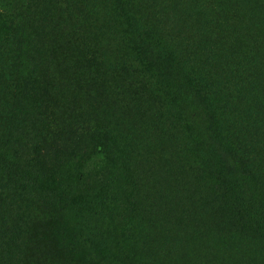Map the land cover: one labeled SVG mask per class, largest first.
Segmentation results:
<instances>
[{"label": "rangeland", "instance_id": "374dc122", "mask_svg": "<svg viewBox=\"0 0 264 264\" xmlns=\"http://www.w3.org/2000/svg\"><path fill=\"white\" fill-rule=\"evenodd\" d=\"M207 1L81 0L85 22L58 24L88 27L95 53L82 57L22 51L25 21L67 0H0V264H264L259 241L219 222L211 165L194 151L203 119L173 115V71L200 53L243 70L227 89L236 119L259 125L261 156L248 157L264 174V0H210L213 14ZM243 38L257 49L244 54ZM222 105L215 121H235Z\"/></svg>", "mask_w": 264, "mask_h": 264}, {"label": "trees", "instance_id": "16d2710c", "mask_svg": "<svg viewBox=\"0 0 264 264\" xmlns=\"http://www.w3.org/2000/svg\"><path fill=\"white\" fill-rule=\"evenodd\" d=\"M41 1L39 0V2ZM67 1V7L59 15L52 14V16L48 15L46 18L40 17L35 20L26 18L23 29L28 30V32L23 40L22 51L36 53L37 55L55 52V54L65 53L66 55L82 57L95 53L93 43L89 39L88 27L79 24L77 26L72 25L68 29V25H64V28H61L60 24H58L63 15L64 19L85 22V3L81 2V0ZM204 4L208 5L207 9L211 14L215 10L217 12L220 10L216 2L212 3L209 0L204 2ZM117 9H119L118 13L126 14L122 11L121 6H118ZM132 15L133 13H129L128 16L124 17L125 23L132 21ZM51 22L55 24V27L51 25ZM43 30H46L48 35L51 33V38L45 42H37L36 38H46V35L41 38L36 36L38 32ZM140 41L142 43L143 40ZM196 42L198 43L195 49L199 50L200 53L203 51L201 47L202 39L198 38ZM240 44H242V52L244 54H249L254 52V49H257L256 45L253 46L245 41L244 38L241 39ZM136 51L145 52L144 49H136ZM159 55V53L156 54V56ZM201 56L200 53L197 58L192 59L189 69L185 68L183 71L176 69L173 71V76L170 79L174 92L172 96L173 115L175 118L180 119V116L185 113L188 119L192 117L203 119L202 132L205 136V149L202 152L200 147L196 145L194 151L200 158L201 155H205L206 157H203L205 158V163L207 162L211 165L205 175L217 184L215 201L222 206L216 205L220 216L219 222L227 228L229 226L244 235L254 237L264 246V174L263 172L260 173L258 169L250 167L248 157L250 154L260 155L256 150L260 138L257 137L259 141L255 138L258 134L256 127L259 125L256 126L257 123L254 121H250L253 122V125L252 123L246 124L244 120L236 119L237 114H235L233 96L227 89L226 82L230 74L235 72L237 76L243 70L238 71L222 66L223 72H219L213 60L208 61L203 57V60H201ZM240 68L239 66L238 69ZM220 100L224 102V105L221 106V115H227L229 116L227 119H235V121L230 120L227 124L215 121L220 114L216 111L214 103ZM178 106L180 109H178ZM251 107L253 108L252 105ZM253 116L254 119L260 118V116L258 118L255 115ZM242 119L248 118L244 116ZM194 140L196 139H192V141ZM104 151L103 144L96 146V154L103 159V163L105 161ZM191 152L199 163L197 155L193 151ZM261 159L264 158L261 157ZM254 163L257 164L258 161L255 159ZM200 164L202 165L201 162ZM191 192L192 190L189 195H192ZM195 194L193 197L188 196V198L198 204V214H204V210L201 208V199L196 197ZM217 218L218 216L215 220ZM18 236L17 232H10L5 238L11 243Z\"/></svg>", "mask_w": 264, "mask_h": 264}]
</instances>
